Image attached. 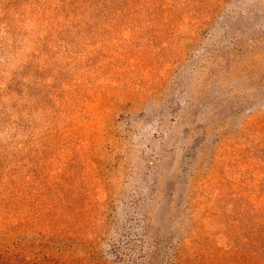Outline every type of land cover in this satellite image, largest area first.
Segmentation results:
<instances>
[{
    "label": "rangeland",
    "instance_id": "obj_1",
    "mask_svg": "<svg viewBox=\"0 0 264 264\" xmlns=\"http://www.w3.org/2000/svg\"><path fill=\"white\" fill-rule=\"evenodd\" d=\"M257 209L264 0H0V264H264Z\"/></svg>",
    "mask_w": 264,
    "mask_h": 264
},
{
    "label": "trees",
    "instance_id": "obj_2",
    "mask_svg": "<svg viewBox=\"0 0 264 264\" xmlns=\"http://www.w3.org/2000/svg\"><path fill=\"white\" fill-rule=\"evenodd\" d=\"M257 213H263L264 212V209H257L256 210ZM255 244L258 245V250L259 252H263L264 251V247H263V244H264V235L261 233L260 231V228H258V233L255 237Z\"/></svg>",
    "mask_w": 264,
    "mask_h": 264
}]
</instances>
